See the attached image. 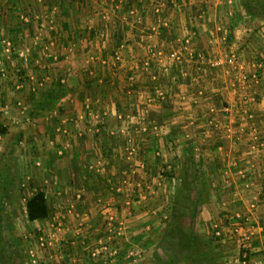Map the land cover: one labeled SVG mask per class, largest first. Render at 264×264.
<instances>
[{"label":"crops","instance_id":"crops-1","mask_svg":"<svg viewBox=\"0 0 264 264\" xmlns=\"http://www.w3.org/2000/svg\"><path fill=\"white\" fill-rule=\"evenodd\" d=\"M262 2L1 0L0 223L22 218V209L27 219L15 193L42 191L49 217L30 223L47 235L56 231L50 223L62 227L48 264H129L125 251L112 263L87 258V242L108 235L109 212L125 222L122 248L144 264H241L243 250L259 255ZM124 41L132 54L116 64ZM232 54L236 67L226 64ZM31 156L41 162L34 172ZM95 174L117 176L109 189L121 197L96 195ZM141 185L150 193L140 200ZM159 191L164 201L154 206L160 199L149 197ZM7 254L0 263L9 264Z\"/></svg>","mask_w":264,"mask_h":264},{"label":"built area","instance_id":"built-area-1","mask_svg":"<svg viewBox=\"0 0 264 264\" xmlns=\"http://www.w3.org/2000/svg\"><path fill=\"white\" fill-rule=\"evenodd\" d=\"M1 1V0H0ZM156 13L160 12L159 9L156 8ZM25 19L28 16L24 17ZM136 24L142 23V17H138L135 21ZM164 25H167L165 22ZM127 52L130 56L132 54V49L128 47L126 41L123 42L119 47L116 48L115 52L113 53V58L116 64L120 62L122 59L121 53ZM169 59L179 61L180 56L178 50H172L169 54ZM152 61L147 60L146 65L149 67ZM237 58L234 54L229 56L226 60V64L236 67ZM220 61L216 62V65H219ZM237 69V68H236ZM259 69V68H258ZM240 80L243 82H247L250 80L248 72H242L239 74ZM255 75H258L257 73ZM161 95V94H160ZM162 98V97H161ZM163 99V98H162ZM80 195V193H78ZM78 195V199L80 198ZM240 217V216H239ZM106 232L107 237L106 239H99L97 244H89L87 242L86 251H87V258L91 261H99L101 258L108 260L110 263L116 262L119 258H121L123 252L125 251L126 257L129 260V264H144L143 258L141 253H139L136 249L132 248L130 250H124L122 248V243L126 244L127 238L125 236V222L118 219L114 213H108L106 216ZM61 225L55 228L56 231H52L54 234L45 235L42 230H38L36 233H29L24 235V239L29 241V245L27 246V259L29 264H48V261L45 258L39 257V252H46L51 250L54 246L55 242V234L61 230ZM80 229H83V224L79 223L75 233V239H79L81 235ZM215 234L217 236L221 235L220 231H216ZM245 242H249V238H244ZM241 264H264V246L262 251L259 255L252 254L249 251L244 253Z\"/></svg>","mask_w":264,"mask_h":264},{"label":"rangeland","instance_id":"rangeland-1","mask_svg":"<svg viewBox=\"0 0 264 264\" xmlns=\"http://www.w3.org/2000/svg\"><path fill=\"white\" fill-rule=\"evenodd\" d=\"M0 22H1V17H0ZM27 145H28V143H27ZM32 158H33V156H31V158H29V161H30L29 167H31L30 169L32 170V172H34L35 168L37 170V168L41 166V162L34 160L35 163H33ZM37 163H38V165H37ZM90 177L92 180H94L95 183H97L96 185L100 186L103 184L102 186L99 187L101 190L99 189L98 191H96V195L103 197L101 195H103L104 191H106L107 193H109L110 197L117 198V199H119L121 197L120 196L121 191L117 192L115 187H114V189H115L114 191H110V189H109L112 186H114V185H112L113 183L117 182V176L109 175V177L108 176L103 177L102 175H99V174L96 175L95 174V175H92ZM164 177H167V176H163L161 179H159L161 181V184H162V182L164 184V181H163ZM44 184L47 186L48 181L47 180L44 181ZM141 187H139L140 190L138 191V193L135 194L136 196H138L137 198H139L140 200L144 195L148 197V195H149L148 193H150V192L143 190L142 185H141ZM40 188L41 187L39 186V189ZM19 192L20 193H15V197L18 198L22 194L21 198H22L23 205H25L27 200L31 196L34 195V194H32L33 192L31 193V191H29L28 193L25 192V194H23L21 191H19ZM151 193L156 195V197H154V195L151 194L149 197L150 199H152V198H153V200L155 198H156L155 200L160 199V201L155 203L154 206H157L160 202H162V200L164 201L165 195L163 194V192L159 191V192H151ZM81 194H84V193L81 192ZM129 197H131V194ZM60 200H61V198H60ZM20 212H22V218L19 216L20 214L18 213L17 214L18 217L17 218L13 217L12 222H6V223L1 222L0 223V249L6 250V252H8V254H7L8 258L7 259H8L9 264H16V263H23V262L27 263L28 262L27 246L29 245V241L24 239L25 234H29V233L33 234V233L38 232V230H42L43 233H45V235H46L45 231L48 229L47 227H43L44 225L43 226L40 225L39 222L35 223V224H31L27 219H23V209L20 210ZM261 215H262V219L264 220V212ZM49 225H52L54 228H57L59 226V224L55 223V222L50 223ZM65 247H67V244H65ZM51 249H53V248H51ZM2 250H0V251L2 252ZM49 251H51V250H49ZM49 251L39 252L40 259L46 258L44 256H47V254L49 255ZM16 252H19V253L16 254ZM4 258H5V256H1L0 261H1V259H4ZM0 264H2V263H0Z\"/></svg>","mask_w":264,"mask_h":264},{"label":"trees","instance_id":"trees-1","mask_svg":"<svg viewBox=\"0 0 264 264\" xmlns=\"http://www.w3.org/2000/svg\"><path fill=\"white\" fill-rule=\"evenodd\" d=\"M6 133L7 127L0 123V135H5ZM25 210L27 213V220L29 222L48 218L50 214V208L44 192L38 191L33 196H31L25 204ZM242 252L245 253L247 251L243 250ZM18 253L19 252H16V254ZM19 264H24V262Z\"/></svg>","mask_w":264,"mask_h":264}]
</instances>
